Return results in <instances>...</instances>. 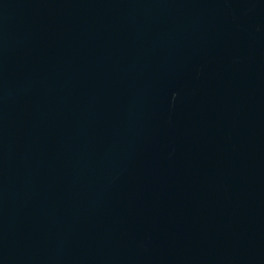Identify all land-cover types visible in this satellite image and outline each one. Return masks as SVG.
<instances>
[{
	"label": "water",
	"instance_id": "95a60500",
	"mask_svg": "<svg viewBox=\"0 0 264 264\" xmlns=\"http://www.w3.org/2000/svg\"><path fill=\"white\" fill-rule=\"evenodd\" d=\"M0 264H264V0H0Z\"/></svg>",
	"mask_w": 264,
	"mask_h": 264
}]
</instances>
